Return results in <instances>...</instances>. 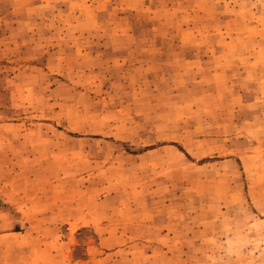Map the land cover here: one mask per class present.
<instances>
[{
  "label": "rangeland",
  "instance_id": "1",
  "mask_svg": "<svg viewBox=\"0 0 264 264\" xmlns=\"http://www.w3.org/2000/svg\"><path fill=\"white\" fill-rule=\"evenodd\" d=\"M0 264H264V0H0Z\"/></svg>",
  "mask_w": 264,
  "mask_h": 264
}]
</instances>
